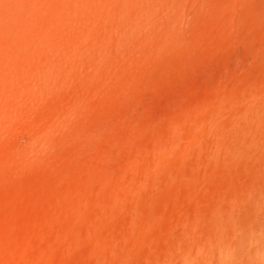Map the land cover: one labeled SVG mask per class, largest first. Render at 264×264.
Returning a JSON list of instances; mask_svg holds the SVG:
<instances>
[{"label":"rangeland","instance_id":"1","mask_svg":"<svg viewBox=\"0 0 264 264\" xmlns=\"http://www.w3.org/2000/svg\"><path fill=\"white\" fill-rule=\"evenodd\" d=\"M264 0H0V264H257Z\"/></svg>","mask_w":264,"mask_h":264},{"label":"clouds","instance_id":"2","mask_svg":"<svg viewBox=\"0 0 264 264\" xmlns=\"http://www.w3.org/2000/svg\"><path fill=\"white\" fill-rule=\"evenodd\" d=\"M221 264H229L230 261L234 260V254L229 252L225 254L223 251L220 253ZM254 259L257 261V264H264V250L257 249L254 254Z\"/></svg>","mask_w":264,"mask_h":264}]
</instances>
